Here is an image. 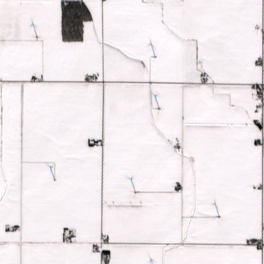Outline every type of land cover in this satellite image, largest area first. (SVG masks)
<instances>
[{"label":"snow or ice","instance_id":"1","mask_svg":"<svg viewBox=\"0 0 264 264\" xmlns=\"http://www.w3.org/2000/svg\"><path fill=\"white\" fill-rule=\"evenodd\" d=\"M0 264H264V0H0Z\"/></svg>","mask_w":264,"mask_h":264}]
</instances>
